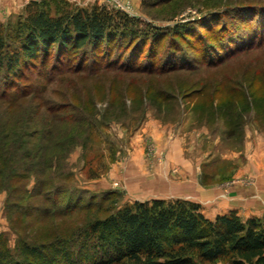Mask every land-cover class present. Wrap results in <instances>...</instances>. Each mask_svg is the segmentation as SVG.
<instances>
[{
    "label": "rangeland",
    "instance_id": "obj_1",
    "mask_svg": "<svg viewBox=\"0 0 264 264\" xmlns=\"http://www.w3.org/2000/svg\"><path fill=\"white\" fill-rule=\"evenodd\" d=\"M28 1L0 0L2 32L13 31L25 16L24 6ZM37 1H44L51 15L65 9L102 5L139 18V25L143 27L150 23L167 32L168 28L182 24L181 33L194 28L196 37L188 34L183 38L173 37L176 40L173 46L170 42L175 31L164 34L162 47L155 50L153 67L161 69L156 74L114 70L101 78L73 77L71 83H48L42 102L33 99L31 94L19 99V95L13 94L15 91H28L39 83L45 84L37 68L30 79L17 80V86L4 90L5 95L0 97V120L11 122L16 115L32 112L31 105L40 106L44 112L45 106L53 110L64 104L66 107L60 112H73L72 107H79L81 112H86V120L91 121L92 127L86 139L62 153L61 169L69 174L64 181L66 187L57 196L49 195L61 205L66 200L78 204L80 210L71 215L44 214L42 208L48 201L41 196L20 199L24 190L11 191L12 184H6L0 176L2 252L16 262L27 258L37 264H64L61 257L37 261L24 247L50 241L62 244L64 240L68 245L88 220L102 218L134 200L151 199L146 190V195L141 196L132 191L130 179L140 166L130 164L129 160L138 152L147 160L144 170L152 172L155 164L165 158L158 145L166 141H174L181 147L183 156L194 168L198 187L214 189L219 198L228 202H212L208 196L190 190L189 182L183 180L188 176L176 165L172 171L181 175L175 179L181 187L179 198L189 196L187 200L199 202L208 218L228 206H234L243 220L264 214V42L251 50L229 55L230 48L246 36L247 28L262 19L254 11H240V7L250 9L254 4H264V0ZM240 14L243 20H252L242 24ZM205 25H210V32L201 27ZM224 25L228 26V32L223 30ZM200 35L207 36L215 46L210 50V60L208 55L204 56L205 60L202 58L207 53L199 43ZM219 43L226 48H221ZM169 48H174L180 59L193 57L194 61L184 60L193 62V67L165 71L164 57ZM3 88L0 86V94L4 93H1ZM99 169L98 176H89L92 170ZM34 188V180L30 179L26 189L32 192ZM171 198L174 197L164 199ZM79 242L80 238L73 243ZM43 252L50 256L47 248ZM203 264L229 263L218 259Z\"/></svg>",
    "mask_w": 264,
    "mask_h": 264
},
{
    "label": "trees",
    "instance_id": "obj_2",
    "mask_svg": "<svg viewBox=\"0 0 264 264\" xmlns=\"http://www.w3.org/2000/svg\"><path fill=\"white\" fill-rule=\"evenodd\" d=\"M254 6L239 10L254 11L262 19L255 18L258 20L247 28L246 36L230 48V56L264 42V4ZM24 10L25 16L12 32L0 29V86L4 87L1 93L17 86V80L30 79L37 68L45 84L15 91L13 94L19 95V99L31 94L42 102L48 83H71L73 77L101 78L114 70L156 74L161 69L153 67L155 50L162 47L164 34L175 31L170 42L173 46L176 45L173 37L183 38L187 34L196 37L194 28L181 33L182 24L168 28L167 32L150 23L143 27L139 18L102 5L65 9L51 15L44 1L30 0ZM240 16L242 24L251 19L243 20V15ZM201 27L211 30L210 25ZM223 30L228 32V26L224 25ZM199 37L207 53L202 58L205 60L208 55L212 59L209 55L215 49L214 44L207 36ZM219 46L226 48L223 43ZM179 57L174 48H169L164 57L165 71L193 67V62L184 61L193 57ZM65 107L61 104L52 110L45 106L43 112L40 106L31 105L32 112L20 113L11 122L0 120V176L6 184H12L11 191L24 190L25 194L19 191L20 199L41 196L48 201L42 208L48 216L71 215L80 210L71 200L61 205L57 198H49L66 187L64 181L69 174L61 169L62 153L86 139L92 127L91 121L86 120V112L79 107H72L73 112H60ZM100 170H92L89 176H98ZM30 179L35 186L32 192L26 189ZM78 232L74 238V241L80 238L78 244L50 241L26 245L24 249L37 261L61 257L64 264H203L218 259L229 264H264V214L243 220L232 209L208 218L198 203L187 199L134 200L102 218L88 220ZM45 248L50 256L43 252ZM0 264L37 263L27 258L16 262L0 250Z\"/></svg>",
    "mask_w": 264,
    "mask_h": 264
},
{
    "label": "crops",
    "instance_id": "obj_3",
    "mask_svg": "<svg viewBox=\"0 0 264 264\" xmlns=\"http://www.w3.org/2000/svg\"><path fill=\"white\" fill-rule=\"evenodd\" d=\"M158 146L159 150L164 152L165 158L162 162L155 164V167L150 173L144 170L145 167L143 168L147 160L145 162L144 157L142 155H139L138 152H134L133 155L130 157V164L140 166V168L137 167L136 170H134L136 175H134L130 179V187L132 191H135L134 193L140 194H136V196L146 195L147 191L148 196L151 195L152 198L181 197V194H178L180 193L178 191H180L181 187L178 185V181L175 182V179H180L181 175H179V173L177 172L172 171L173 166L180 165L179 170H182L184 172V175L188 176H184L187 177V179L183 178V180L189 182V186L191 187L190 190H196L199 195L208 196V198H210L212 202H215L217 200H221V203L223 201L228 202V199L223 200V198H219L220 196L216 193L217 191H215L214 189H201L196 185L194 177V168L191 166V162L183 156L181 147L177 146V143H175L174 141H166L162 145ZM132 171L133 168H131V172ZM190 194L192 197L194 196V194ZM188 197L189 196H183L182 198L188 199ZM189 200L191 199L189 198ZM191 201H194L199 204V202L195 200ZM233 207L234 206H228V208L224 210L215 212V215L225 213L232 209L234 210Z\"/></svg>",
    "mask_w": 264,
    "mask_h": 264
}]
</instances>
